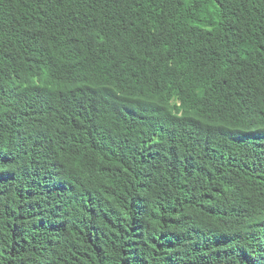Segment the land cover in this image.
Listing matches in <instances>:
<instances>
[{"label":"trees","instance_id":"1","mask_svg":"<svg viewBox=\"0 0 264 264\" xmlns=\"http://www.w3.org/2000/svg\"><path fill=\"white\" fill-rule=\"evenodd\" d=\"M0 264H264V0H0Z\"/></svg>","mask_w":264,"mask_h":264}]
</instances>
